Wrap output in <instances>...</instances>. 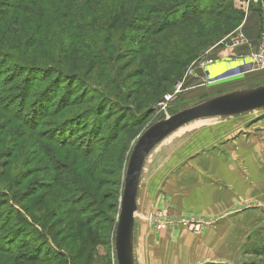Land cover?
I'll list each match as a JSON object with an SVG mask.
<instances>
[{"label": "rangeland", "instance_id": "obj_1", "mask_svg": "<svg viewBox=\"0 0 264 264\" xmlns=\"http://www.w3.org/2000/svg\"><path fill=\"white\" fill-rule=\"evenodd\" d=\"M244 1L242 0L243 3ZM244 11L240 10L243 13L240 22L224 21L223 18L213 19V23L195 21L190 27L182 29L183 32L174 30L167 38L153 37L146 31L137 35L121 29L115 33L110 54L118 60V67L132 64L123 73L129 78L136 76L141 57L135 55V50L139 48L142 36L146 34L154 41L151 46L157 51L160 50L161 41L166 40L161 45L175 50L173 54L179 58L186 57L187 50L192 46L177 43V39H180L178 36L182 33L185 36L198 34L202 36L199 38L201 41L209 40L212 38L210 36H214L213 33L222 37L218 42L205 44L190 59L180 79L165 86V93L155 103V109L150 116L137 122L134 119H125L132 116V110L112 112V121L119 118V130L115 132L110 146L105 147L104 142H98L101 151L98 152L102 158L95 157L91 160L92 175L86 176L87 166H77L82 160L79 150L63 149L59 144H38L36 138H32V133L26 129L19 131L22 129L21 124L8 120V116L0 113V188L3 189L0 192V214L10 210L20 212L18 219L11 216V223L0 232V238L10 230L22 226V238L14 240L12 248H28L14 254L0 251V264H16L15 256L31 252L35 248H48L49 245L55 248L58 246L61 251L65 249L74 259L86 248L85 258L77 261L67 259L51 264H117L114 250L115 229L120 214L125 173L135 143L148 128L160 120L218 97L219 94L225 95L238 88L240 90L247 84L242 81L210 88L204 77V68L207 66L204 64L222 60V51L228 48V38L243 24L252 23L258 29L262 28L264 18L262 20L260 14L251 9L247 14ZM224 23H227V27H223ZM252 25L250 26L253 28ZM76 63L74 68L86 74L87 78L95 80L94 86L103 92L106 86L102 76L104 67L86 62L85 58ZM54 65L58 67L57 63ZM108 70L107 75L115 76L116 72L111 66ZM237 73L241 74L240 71ZM139 80L142 79L128 80L118 85V88L110 87L107 90L112 97L124 103L126 101L127 104L129 92H126V88L131 92ZM61 84L56 95L59 102L56 110L60 103L63 105L72 100L70 96L73 92L75 97L87 92L72 82L68 86L66 82ZM100 100L93 104H99ZM93 104H83L73 109L75 112L86 111L85 107L92 108ZM130 104L131 107L132 102ZM100 112L107 114L109 111L103 107ZM262 120L264 110L230 118L194 122L171 135L152 152L143 169L139 188L140 205L136 213V252L140 264H264V255H257L264 248V137L253 132V128ZM82 135L84 134L75 133L76 140L85 142ZM194 139L201 145V152H197L198 148L196 151L200 163L191 171L186 160L192 162L194 159L195 151L192 150L191 143ZM223 142L235 144L236 147L228 151L222 146ZM234 149H241V153ZM13 151L14 155L9 156ZM83 175L86 178L84 184L78 185L76 182ZM58 179L63 182L59 189H55ZM94 180L100 184L91 183ZM153 180L157 182L156 188L153 184L150 187ZM191 181H195V185ZM172 184H175L174 188L170 187ZM83 185L92 190L100 186L101 193L111 196L109 203L113 211L93 222L92 239L82 231L77 235L69 232L67 228V215L71 208L69 202L72 198L65 195V190H79ZM36 191L38 193L35 197H28ZM39 198H45L44 204L35 206V201ZM152 214L161 219L160 227L154 222L150 223ZM34 216L42 222L43 228L37 223H31L30 218ZM86 216L91 220L96 218L93 214ZM3 218L4 216L1 223ZM25 240L28 243H24ZM0 246L4 249L10 247L3 241H0Z\"/></svg>", "mask_w": 264, "mask_h": 264}, {"label": "trees", "instance_id": "obj_2", "mask_svg": "<svg viewBox=\"0 0 264 264\" xmlns=\"http://www.w3.org/2000/svg\"><path fill=\"white\" fill-rule=\"evenodd\" d=\"M222 18L230 22H240L243 19V13L235 8L234 0H0V113L8 116V120L21 124L22 129L19 131L26 129L32 133V138L35 137L38 144H59L63 149L79 150L82 160L77 166H87L86 176L92 175L91 160L95 157L102 158L98 142H104L105 147L110 146L115 132L119 130V118L112 121V112L132 110V116L125 119H134L137 122L150 116L155 109V103L165 93V86L180 79L186 65L205 44L218 42L222 37L213 33L214 36H210L212 38L201 41L199 38L202 36L198 34L185 36L182 33L178 36L180 39H177V43L192 46L187 50L186 57L179 58L173 54L175 50L161 45L166 40L161 41L160 50L157 51L151 46L154 41L146 34L142 36L141 45L135 50V55L141 57L136 76L129 78L123 73L132 64L118 67V60L110 54L115 33L121 29L137 35L146 31L153 37L167 38L174 30L190 27L195 21L213 23V19ZM227 23L223 27H227ZM82 58L86 62L104 67L102 76L107 87H104L103 92L94 86L95 80L87 78L86 74L74 68L76 62ZM110 66L116 72L113 77L106 74ZM137 78L142 80L135 83V89L130 92L126 88V92H129L127 104L126 101L124 103L112 97L107 90L110 87L118 88L123 82ZM62 82H66L67 86L72 82L87 92L76 97L73 92L70 96L72 100L63 105L60 103L59 108H63L59 111V108L56 110L59 103L56 95ZM98 99L101 102L93 104ZM130 102L133 107H130ZM89 103L94 106L85 107L86 111L75 112L73 109ZM103 107L108 109L107 114L100 112ZM75 133H83L81 137L86 141H77ZM14 152L9 156L14 155ZM85 179L83 175L76 183L84 184ZM62 182L58 179L55 189H59ZM2 190L0 188V192ZM77 190H65V195L72 198L69 202L71 208L67 215V228L69 232L77 235L82 231L92 239L93 222L113 211L109 203L111 196L101 193L100 186L92 190L83 185L78 192ZM37 193L38 191L33 192L28 197L33 198ZM43 201L45 198H39L35 201V206L43 205ZM88 214H93L96 218L88 219ZM11 216L18 219L20 212L10 210L0 214L1 233L3 228L10 225ZM30 219L31 223H37L43 228L42 222L35 216ZM24 221L29 222L27 219ZM22 232L20 226L0 238L1 242L10 246L0 248V251L14 254L27 250L28 248H12L14 240L22 238ZM23 242L28 243L26 240ZM55 243L57 244L56 241ZM57 247L49 245L48 248H35L31 252L15 256L14 260L16 264H51L67 259L77 261L85 258L86 248L74 259L65 249L63 252ZM257 255H264V248Z\"/></svg>", "mask_w": 264, "mask_h": 264}, {"label": "water", "instance_id": "obj_3", "mask_svg": "<svg viewBox=\"0 0 264 264\" xmlns=\"http://www.w3.org/2000/svg\"><path fill=\"white\" fill-rule=\"evenodd\" d=\"M264 110V85L221 95L160 120L148 128L137 140L130 154L125 173L120 214L115 229L117 264H136L135 214L141 177L152 152L167 138L185 126L203 120L235 117Z\"/></svg>", "mask_w": 264, "mask_h": 264}, {"label": "crops", "instance_id": "obj_4", "mask_svg": "<svg viewBox=\"0 0 264 264\" xmlns=\"http://www.w3.org/2000/svg\"><path fill=\"white\" fill-rule=\"evenodd\" d=\"M235 2H234L235 8L237 10L239 11L245 10L244 13L247 14V11L251 9L253 10L254 13L260 14L263 20L264 0H250V1L245 0L244 1L245 3H243L242 0L240 2L239 0L238 2L237 0H235ZM247 21L248 20H246V22ZM250 25H252V23L243 24L244 30H243V26H241V30L243 31L245 37L249 39L248 40L249 45L243 46L235 50L231 49L230 47L228 48L226 47L222 51V60L212 63L210 65H207L204 68V77L208 80L207 83L208 85H210V88L223 87V86L228 85L229 83H238V82L242 83V81L247 82V84H245V86L242 87L244 89L255 88V87L264 85V82H262V76L264 75L263 72H247L251 66L249 55L254 50L256 46V42L260 35V31H261V28L258 29L256 25H252L254 26L253 28ZM238 71H240L241 74H239L238 76H231L232 73H237ZM242 88L240 90H243ZM238 89H235L234 91H238ZM221 95L222 94H219L218 96H221ZM253 129H254L253 132L254 131L256 133L258 132L260 135L264 137V120H262L258 124V126L257 127L255 126ZM196 142H197L196 139L191 141L192 146H193L192 150L195 151L194 152L195 154H193L194 159L192 160V162L191 160H186V162H188L187 165L191 168L193 167V170L189 168L191 171H194L195 167L197 166L196 164L200 163L199 158H197L196 151H197V148L198 150L201 148V145L198 142L197 143ZM211 144L212 143H210V145ZM222 144H223L222 146L225 147L228 151H232L233 147H236L235 144L228 143V142L226 143L223 142ZM216 147L218 149V145H216ZM234 150H237V153L239 152L241 153V149H234ZM197 152L200 153L201 150ZM156 183L157 182L155 180L151 181L150 187H152V184H153V187L156 188ZM191 183L195 185V181H191ZM174 185L175 184H172V186L170 187L174 188L175 187ZM139 205H140V199L138 198V210H139ZM137 223L138 221L136 220V214H135V259H136V264H140V260L138 259L137 252H136V239H137L136 237L138 233Z\"/></svg>", "mask_w": 264, "mask_h": 264}, {"label": "built area", "instance_id": "obj_5", "mask_svg": "<svg viewBox=\"0 0 264 264\" xmlns=\"http://www.w3.org/2000/svg\"><path fill=\"white\" fill-rule=\"evenodd\" d=\"M247 45H249V41L245 37L241 28L238 29L235 33H233L228 38V47H230L233 50L241 48L243 46H247ZM249 58H250L251 66L247 72H263L264 73V23L261 28L260 35L257 40L256 46L254 50L250 53ZM210 64L212 63L210 62V63L204 64V66L210 65ZM238 75L239 74H233L231 76H238ZM149 220H150V223L154 222L160 227L161 219L158 218L156 215L152 214Z\"/></svg>", "mask_w": 264, "mask_h": 264}]
</instances>
